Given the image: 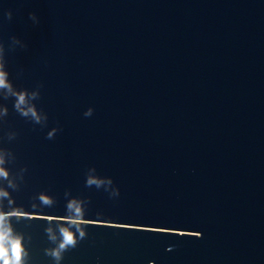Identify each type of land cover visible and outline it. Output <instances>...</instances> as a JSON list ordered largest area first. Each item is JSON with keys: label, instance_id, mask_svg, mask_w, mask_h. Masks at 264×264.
Listing matches in <instances>:
<instances>
[{"label": "water", "instance_id": "water-1", "mask_svg": "<svg viewBox=\"0 0 264 264\" xmlns=\"http://www.w3.org/2000/svg\"><path fill=\"white\" fill-rule=\"evenodd\" d=\"M0 43L40 94V124L0 96L25 264H55L73 198L60 264H264V0H0Z\"/></svg>", "mask_w": 264, "mask_h": 264}, {"label": "clouds", "instance_id": "clouds-1", "mask_svg": "<svg viewBox=\"0 0 264 264\" xmlns=\"http://www.w3.org/2000/svg\"><path fill=\"white\" fill-rule=\"evenodd\" d=\"M6 15L8 19H11V11ZM29 17L34 23L38 22L35 13H30ZM11 41L10 47H15L17 45L21 46V41L15 36L11 38ZM5 63V47L0 43V96L4 99H8L9 97L14 98L15 111L34 123L40 124L42 122L41 110H39L34 103L35 100L39 99V91L29 92L27 89H16L9 79V72L6 70ZM92 113L93 109L89 108L84 115L91 116ZM7 114L8 109L6 107H0V117L7 116ZM43 119H46V117H43ZM54 131L55 130L48 133V139L53 138ZM15 135L16 133H10L9 139H13ZM11 155L12 153L10 151L0 149V181H6L7 188L15 190L17 185L13 175L10 177V170L5 167L6 163H8L5 157ZM22 171H25V169H22ZM86 186L100 187L101 183L94 177H88L86 179ZM67 195L68 193L66 192L65 196ZM4 200H8L9 205L12 204L10 193L5 188L0 187V205H2ZM38 200L40 201V206L51 207L55 203L53 197H49L42 192L38 194ZM36 206L37 205L34 203L33 207ZM66 213L70 214L72 217L71 228L61 226L59 228V243L55 248L46 250V254L54 259L55 264H60L65 251L77 245V239L73 235V229H75L76 233H79V239L85 238V232L80 226V222L84 217L82 201L77 198L67 201ZM13 214L14 213L10 214L0 211V264H25V257L28 255L22 245V236L13 233L11 223L9 222V217ZM46 232L49 234L50 239L56 242L57 236L53 234L52 229L48 228Z\"/></svg>", "mask_w": 264, "mask_h": 264}]
</instances>
